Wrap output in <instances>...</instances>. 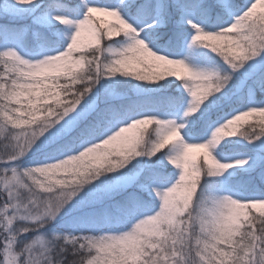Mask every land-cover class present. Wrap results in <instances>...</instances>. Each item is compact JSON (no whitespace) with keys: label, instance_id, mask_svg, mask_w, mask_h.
I'll list each match as a JSON object with an SVG mask.
<instances>
[{"label":"snow or ice","instance_id":"snow-or-ice-1","mask_svg":"<svg viewBox=\"0 0 264 264\" xmlns=\"http://www.w3.org/2000/svg\"><path fill=\"white\" fill-rule=\"evenodd\" d=\"M0 264H264V0H0Z\"/></svg>","mask_w":264,"mask_h":264},{"label":"trees","instance_id":"trees-1","mask_svg":"<svg viewBox=\"0 0 264 264\" xmlns=\"http://www.w3.org/2000/svg\"><path fill=\"white\" fill-rule=\"evenodd\" d=\"M254 120L258 121L259 120V117L254 118Z\"/></svg>","mask_w":264,"mask_h":264},{"label":"rangeland","instance_id":"rangeland-1","mask_svg":"<svg viewBox=\"0 0 264 264\" xmlns=\"http://www.w3.org/2000/svg\"><path fill=\"white\" fill-rule=\"evenodd\" d=\"M105 19H108V18H105Z\"/></svg>","mask_w":264,"mask_h":264}]
</instances>
